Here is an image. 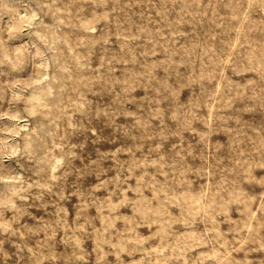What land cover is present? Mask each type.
<instances>
[{
  "label": "rangeland",
  "instance_id": "obj_1",
  "mask_svg": "<svg viewBox=\"0 0 264 264\" xmlns=\"http://www.w3.org/2000/svg\"><path fill=\"white\" fill-rule=\"evenodd\" d=\"M0 264H264V0H0Z\"/></svg>",
  "mask_w": 264,
  "mask_h": 264
}]
</instances>
